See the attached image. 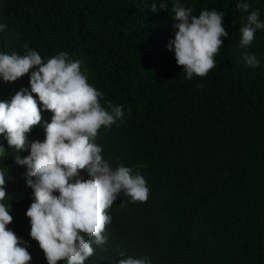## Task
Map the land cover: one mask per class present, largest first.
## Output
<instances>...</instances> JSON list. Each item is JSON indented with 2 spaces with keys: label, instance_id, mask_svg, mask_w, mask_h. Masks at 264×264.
<instances>
[{
  "label": "trees",
  "instance_id": "obj_1",
  "mask_svg": "<svg viewBox=\"0 0 264 264\" xmlns=\"http://www.w3.org/2000/svg\"><path fill=\"white\" fill-rule=\"evenodd\" d=\"M160 2L0 0V24L7 26L0 32V53L24 55L27 44L46 61L67 52L82 61L103 106H122L123 122L102 126L95 143L113 169L123 164L139 171L149 195L146 202L117 197L107 210L106 243L93 244L85 264H115L120 251L148 257L151 264H264V29L247 49L259 60L250 67L239 47L247 13L236 8L238 0H179L196 16L205 9L223 12L228 32L216 66L189 80L166 47L174 38L176 0H163L166 11L159 10ZM247 2L264 22V0ZM34 70L14 82L0 79V100L21 88L30 91ZM41 115L43 124L52 113ZM42 124L27 134L29 141L44 140ZM0 145L7 151L0 170L7 174L13 217L6 227L29 245V264H47L29 235L26 168L15 163L2 135Z\"/></svg>",
  "mask_w": 264,
  "mask_h": 264
},
{
  "label": "clouds",
  "instance_id": "obj_2",
  "mask_svg": "<svg viewBox=\"0 0 264 264\" xmlns=\"http://www.w3.org/2000/svg\"><path fill=\"white\" fill-rule=\"evenodd\" d=\"M167 7L161 0L159 10ZM236 8L247 13L239 28L241 54L248 66L257 67L259 60L247 49L256 31L264 29V22L257 10L249 11L247 0H238ZM157 10V3H151V11ZM171 12L174 38L166 45L168 51L174 52L186 79L205 77L216 66L214 57L223 44L221 38L228 37L223 12L205 9L196 16L179 0ZM6 27L0 24V32ZM23 47L24 55L0 53V79L4 82H14L35 69L29 76L30 91L21 88L9 99L0 100V135L15 153V163L26 168V185L32 190V202L25 212L29 235L47 264H85L94 254L92 245L106 243L104 232L111 222L107 210L117 197L123 193L133 202H146L149 188L139 171L133 173L123 164L113 169L103 159V149L95 143L98 130L123 122L124 112L111 102L102 105L103 94L88 83L82 61L72 60L63 51L45 61L35 49L27 44ZM44 110L52 116L44 117L42 124ZM41 124L44 140L29 141L27 134ZM25 150L29 154L21 157L18 153ZM6 152L0 145V156ZM6 176L0 170V264H29V245L6 227L13 219ZM119 256L115 264H151L148 257H125L123 251Z\"/></svg>",
  "mask_w": 264,
  "mask_h": 264
}]
</instances>
